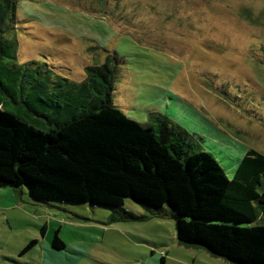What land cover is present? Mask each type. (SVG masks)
Masks as SVG:
<instances>
[{"label":"rangeland","instance_id":"374dc122","mask_svg":"<svg viewBox=\"0 0 264 264\" xmlns=\"http://www.w3.org/2000/svg\"><path fill=\"white\" fill-rule=\"evenodd\" d=\"M101 2L19 1L3 34L0 104L41 123L61 119L53 108L85 99L68 96L66 81L82 82L110 55L111 102L128 117L179 125L229 178L248 150L264 155V0ZM124 210L150 216L130 199ZM111 214L0 188V264H225L180 246L170 218L112 223Z\"/></svg>","mask_w":264,"mask_h":264},{"label":"trees","instance_id":"16d2710c","mask_svg":"<svg viewBox=\"0 0 264 264\" xmlns=\"http://www.w3.org/2000/svg\"><path fill=\"white\" fill-rule=\"evenodd\" d=\"M19 1L0 0V55ZM111 61L109 55L86 67L78 84L66 81L68 96L85 99L56 104L51 115L61 119L44 116L41 123L0 104V188L39 203L105 207L112 223L170 218L180 246L229 264H264V155L248 150L229 178L179 125L155 115L146 124L128 117L111 102ZM127 199L150 216L125 211ZM61 246L55 235L52 247Z\"/></svg>","mask_w":264,"mask_h":264},{"label":"crops","instance_id":"0c3cea01","mask_svg":"<svg viewBox=\"0 0 264 264\" xmlns=\"http://www.w3.org/2000/svg\"><path fill=\"white\" fill-rule=\"evenodd\" d=\"M196 250V249H195ZM199 251V250H198ZM201 253L205 254L206 256L210 257V258H214V259H220V258H215L210 256L207 252L200 250ZM223 262H225V264H229L226 260L221 259Z\"/></svg>","mask_w":264,"mask_h":264}]
</instances>
